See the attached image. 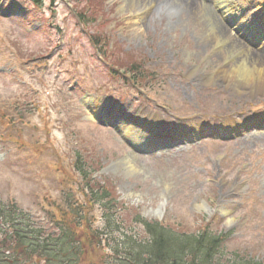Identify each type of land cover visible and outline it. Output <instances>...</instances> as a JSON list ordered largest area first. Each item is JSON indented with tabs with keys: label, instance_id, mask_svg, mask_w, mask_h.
I'll use <instances>...</instances> for the list:
<instances>
[{
	"label": "rangeland",
	"instance_id": "1",
	"mask_svg": "<svg viewBox=\"0 0 264 264\" xmlns=\"http://www.w3.org/2000/svg\"><path fill=\"white\" fill-rule=\"evenodd\" d=\"M138 1L145 5L132 11L137 15L130 0H0V8L14 9L0 17V209L14 205L17 221L47 232L58 231L67 216L84 257L96 254L105 263L123 243L149 242L145 221L181 237L222 236L212 264H264V135L129 156L108 121L89 112L93 97L110 99L143 132V118L161 122L157 145L180 141L188 121L202 123L201 138L230 136L250 126L220 132L208 125L264 113V91L209 77L232 64L229 46L209 43L195 11L213 0H195L193 8L187 0ZM260 3L239 7L241 28L212 6L218 33L264 53L245 33L258 22L264 32ZM74 13L83 15L82 26ZM225 34L220 41L230 39ZM239 50L235 59L244 54ZM258 116L255 126L263 127ZM101 189L107 197L95 203Z\"/></svg>",
	"mask_w": 264,
	"mask_h": 264
},
{
	"label": "trees",
	"instance_id": "2",
	"mask_svg": "<svg viewBox=\"0 0 264 264\" xmlns=\"http://www.w3.org/2000/svg\"><path fill=\"white\" fill-rule=\"evenodd\" d=\"M40 1L33 0L34 3ZM95 194L98 196L93 195L92 201L95 203L107 197L106 191L102 189L99 195ZM15 211L14 205L0 209V219L3 220L0 227V264H212L213 257L220 251L223 242L221 236L208 233L181 237L165 230L158 222L143 221L150 237L149 242L142 246L134 241L131 245L123 243L121 248L113 250L115 256L113 255L112 262L105 263L102 257L98 258L96 254L84 257L85 246L80 240L76 241L75 232L69 228L66 220L67 213L63 214L65 218L61 221L58 231L52 229L47 232L44 228L17 221L14 217ZM73 212L78 216V209L73 207ZM79 219L83 220L82 217ZM107 224L111 226V220H108ZM78 225L76 223L74 227ZM96 233L93 245L99 243V234ZM188 254L194 256L186 260ZM250 262L251 260H239L227 264Z\"/></svg>",
	"mask_w": 264,
	"mask_h": 264
},
{
	"label": "bare ground",
	"instance_id": "3",
	"mask_svg": "<svg viewBox=\"0 0 264 264\" xmlns=\"http://www.w3.org/2000/svg\"><path fill=\"white\" fill-rule=\"evenodd\" d=\"M187 1H188V5H191V7L193 8L192 3L194 4L195 0H187ZM138 2H139L138 0H130L129 9H131L130 10L131 12L135 9H138L141 5L142 6L145 5L144 1L140 3L141 5ZM260 2H261L260 4L264 5V0H260ZM213 3L214 5H217V9L221 13L227 14L228 12L231 11L232 14L230 15L237 16V19H238L237 24L238 25L240 24L242 25V27H244L246 17L242 14V10L240 8L245 6L246 0H213ZM141 9L143 10V7ZM197 9L198 10H195V11H200V14L204 18L205 32L207 33L206 34L207 40L213 46L218 47V48H220L223 44L228 45L229 48H227L225 51H226V54L229 55V57L226 59V61L230 59L229 61L232 62V64L227 68H223L221 70L218 69L217 71L215 70L216 72L210 75V79L213 80V79H216L222 76L223 78L228 79L230 82L236 83V81H239L241 85L248 86L251 90L264 91V53L262 52V50H259L256 53H251V51L249 50L247 46L243 45L237 40H236L237 42L234 41L230 33H227V34L218 33V29L216 27L218 24L216 23V20L214 19V10H212V6L210 7L204 4H201L198 6L197 4ZM134 13L138 15L137 10L134 11ZM260 25H261L260 23L255 25L254 26L255 29L261 30ZM223 34H225L226 38H230V39H225V40L220 41V38L224 37ZM260 38L263 40L262 35H260ZM262 44L264 45V42L261 43V46ZM261 46L256 45L257 48H260ZM237 47L240 49L239 51L244 52L243 56L239 59H235V57L237 56L235 55L236 54L235 51ZM190 55L191 53L185 54L186 59H189ZM89 103L92 105L93 110L96 109L95 112H97L98 108L97 106H95L96 105L95 102L90 100ZM258 118H259L258 116H255L251 120L255 121ZM214 123L215 122H213V124ZM218 125H220V123H218ZM133 126L137 127L135 125ZM193 126H194L193 129H191L189 126H186V130H188L190 133H193V134L196 132V136L201 135L202 128H201L200 122L198 121L194 122ZM210 127L212 128V126ZM235 127H237V124L236 125L233 123H231V125L227 124L223 126L224 128L223 130L228 131L227 129H231ZM133 130L134 128L126 127L125 132L130 133ZM219 131L224 132L221 129H219ZM141 147L143 146H140V148Z\"/></svg>",
	"mask_w": 264,
	"mask_h": 264
}]
</instances>
